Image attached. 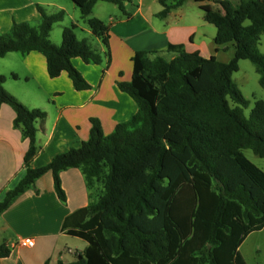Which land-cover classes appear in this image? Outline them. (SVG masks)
Instances as JSON below:
<instances>
[{"label":"trees","instance_id":"obj_1","mask_svg":"<svg viewBox=\"0 0 264 264\" xmlns=\"http://www.w3.org/2000/svg\"><path fill=\"white\" fill-rule=\"evenodd\" d=\"M99 1L123 12L125 0L74 2L104 48L108 65V29L91 16ZM185 1L167 5L160 0L158 16L164 18ZM192 1L214 26L213 43H233V58L226 63L203 58L180 44L135 52L130 81L117 87L135 102L136 113L107 135L91 118L88 139L42 167L30 163L39 150L36 123L46 113L27 108L5 91L0 76V104L13 110V128L28 141L24 176L5 192L0 213L48 172L61 202L66 196L60 173L68 169H79L90 191L87 206L73 215L77 226L67 230L86 247L72 262L56 264H246L239 248L249 234L264 228V172L244 150L264 159V102L255 101L245 116L249 103L232 74L240 60H248L264 90V54L258 50L264 0H240L235 6L229 0ZM36 10V26L13 23L8 33L0 34V58L38 52L49 78L65 72L75 90L90 89L72 59L99 65L101 55L77 39L75 25L63 28L61 45H54L49 35L64 12L48 13L39 5ZM7 255L0 246V256Z\"/></svg>","mask_w":264,"mask_h":264},{"label":"crops","instance_id":"obj_2","mask_svg":"<svg viewBox=\"0 0 264 264\" xmlns=\"http://www.w3.org/2000/svg\"><path fill=\"white\" fill-rule=\"evenodd\" d=\"M75 1L86 0L62 3L55 0H0V34H6L13 23L36 26L40 20L37 5L46 11L54 6L57 11L64 12L67 3L75 6ZM130 2H136L138 6L128 19L109 23L110 61L105 71L100 65L72 59V65L90 86L88 90H75L65 72L57 78H49L45 58L38 52L8 53L0 58L4 67V70L0 69V76L4 77L3 87L27 108L46 113L45 120L36 123L39 150L30 163L32 168L48 164L57 154L78 149L88 139L91 118L100 122L104 135L110 134L116 125L130 120L136 113V104L118 89L117 84L130 81L131 57L135 52L163 51L168 44H180L186 52L197 51L203 58H216L214 54L218 50L212 48L210 52L205 36L198 32L195 24L186 22L182 11L184 4L172 9L162 18V23L155 24V14L144 15L139 7L143 0H127L124 9ZM93 17L103 21L100 17ZM72 25L77 28L76 24ZM80 29L92 35L87 27ZM198 36L201 39H197ZM214 36L210 37L212 41ZM50 41L58 44L51 36ZM98 45L97 50L103 55L104 48ZM12 74L17 78L13 79ZM13 119V110L0 104V202L5 192L14 188L25 173L23 157L28 141L13 128ZM60 180L65 202L57 198L48 172L35 181L34 188L0 213V246L8 252L6 257L0 256V264L70 263L83 252L85 242L69 235L67 230L77 226L79 220L73 215L87 206L90 191L79 169L61 172ZM18 239H32L33 246H12Z\"/></svg>","mask_w":264,"mask_h":264},{"label":"rangeland","instance_id":"obj_3","mask_svg":"<svg viewBox=\"0 0 264 264\" xmlns=\"http://www.w3.org/2000/svg\"><path fill=\"white\" fill-rule=\"evenodd\" d=\"M63 1L66 2V0H55L56 3H62ZM161 1L169 5L172 4L175 0ZM229 1L232 3V5L235 6L239 3L240 0ZM99 2L100 3H98L95 8L93 7L91 16L93 17L95 15L97 17L102 18V22L107 27V29H109V23H111L112 21L114 23H118L122 20H127L128 17L131 15V11L138 6L136 2H130L127 4L126 9H124V11L122 12L111 3L101 1ZM139 7H141L144 15H149V13L155 14V24H160L163 22L162 17L158 16L159 12L157 13L159 9H163L160 0H156L154 2L152 0H143L142 4L139 5ZM182 11L184 13V16H186V22L195 24L198 29V32H201V34L205 36L209 51L211 52L212 48H218V51L214 54L216 55L217 61L226 63L233 58V43H228L223 46L217 47L213 43L212 39H210V37L215 34L216 30L213 25L208 24L204 21L203 18H201L203 16V12L199 9L198 3H195L192 0H188L182 6ZM47 12L55 13L57 12V9L54 8V6H50L47 8ZM64 15L65 16L63 21L55 24V26L53 27V30L49 35V39L51 36V39H56V41H58V44H55L56 46L61 45V33L63 28L70 27L72 24H76L77 28H75L74 33L77 39L86 40L91 45V47L98 52V44L101 45V43H98V39L95 38L93 35H87L80 29H84L87 26L84 20L81 18L78 8L75 7L73 4L67 3ZM197 39L201 38L198 36ZM258 50L264 54V35H262L260 38ZM99 54L102 57V63L99 65L102 66L103 71H105L107 61H105L101 53ZM163 57H167V54H163ZM0 69L4 70L3 63L1 60ZM232 81L235 83V85L242 93L243 97L249 103L248 107L243 110L245 116L248 115L255 101L260 100L264 102V90L259 86L258 74L256 73L254 66L248 60H240L238 62V70L232 74ZM5 91L7 90L5 89ZM244 155L250 162H252L256 167H258L264 172V159L255 156L250 150H244ZM239 253L243 257L246 264H264V229L259 232H253L249 234L241 244L239 248Z\"/></svg>","mask_w":264,"mask_h":264},{"label":"built area","instance_id":"obj_4","mask_svg":"<svg viewBox=\"0 0 264 264\" xmlns=\"http://www.w3.org/2000/svg\"><path fill=\"white\" fill-rule=\"evenodd\" d=\"M12 246H21V247H32L33 240L32 239H18Z\"/></svg>","mask_w":264,"mask_h":264}]
</instances>
